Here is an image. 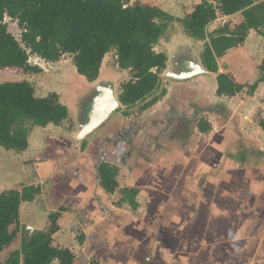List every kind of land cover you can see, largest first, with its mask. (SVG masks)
<instances>
[{
	"label": "crops",
	"instance_id": "obj_1",
	"mask_svg": "<svg viewBox=\"0 0 264 264\" xmlns=\"http://www.w3.org/2000/svg\"><path fill=\"white\" fill-rule=\"evenodd\" d=\"M138 1L175 18L200 2ZM218 17L207 33L221 26ZM225 17L231 27L242 19L239 12ZM203 45L174 21L154 47L167 56L160 73L165 93L154 104L133 106L127 115L121 106L82 139L75 137L82 122L67 107L60 125L31 127L24 150L0 146V191L41 187L21 202L13 242L23 230H46L49 214L64 207L53 240L73 251L75 264H264V82L253 93L219 96L214 72L173 77L200 63ZM263 59L264 36L250 29L241 45L217 58L218 71L251 83ZM128 78V70L103 58L88 84L103 79L118 98ZM48 93L35 89L37 96ZM69 120L72 127L64 124ZM102 161L118 169L113 192L99 183ZM125 188L137 190L135 208L121 201Z\"/></svg>",
	"mask_w": 264,
	"mask_h": 264
},
{
	"label": "trees",
	"instance_id": "obj_2",
	"mask_svg": "<svg viewBox=\"0 0 264 264\" xmlns=\"http://www.w3.org/2000/svg\"><path fill=\"white\" fill-rule=\"evenodd\" d=\"M237 12L242 16L237 24L231 27L227 21L207 33L206 26L219 14ZM5 17L17 21L22 43L8 30ZM174 21L181 23L189 37L204 41L199 57L208 71L216 73L217 95L233 96L245 88L253 93L264 82V59L258 77L244 84L219 72L217 63L227 50L243 43L250 29L264 36V0H200L183 18L138 0H0V68L39 72V67L29 64V53L50 62L68 53L76 71L91 82L99 76L104 56L114 50L117 66L129 73L118 95L122 114L127 115V109L136 105L137 111H143L165 93L160 89V73L167 56L154 47ZM68 116L67 106L56 92L37 96L28 80L0 81V146L4 149L24 150L31 127L60 125ZM97 169L100 185L113 192L117 167L102 161ZM40 190V185L30 184L20 190L0 191V254L17 236L21 202L33 200ZM136 192L123 189L121 201L135 208ZM63 210L60 207L49 214L46 230H23L19 247L0 264H75L73 251L53 240Z\"/></svg>",
	"mask_w": 264,
	"mask_h": 264
},
{
	"label": "rangeland",
	"instance_id": "obj_3",
	"mask_svg": "<svg viewBox=\"0 0 264 264\" xmlns=\"http://www.w3.org/2000/svg\"><path fill=\"white\" fill-rule=\"evenodd\" d=\"M4 21L7 24L8 30L21 42L22 29L18 26L17 21L10 17H5ZM36 57L40 56L34 53H29L28 60L30 61V65L40 68L39 72H24L22 69L17 68H0V81L25 79L30 81L34 86V89H37L40 92L48 93L52 90L59 91L60 94H58V96L63 97V101L69 108L71 115L73 117L76 116V118H83L86 113L88 102L90 105L91 100L89 96H91L90 93L92 90L90 89L92 88H90L88 81L76 71L73 64L72 55L68 53L62 54L58 60L52 61L50 65L45 64L39 59H36L37 64H34L33 60ZM115 60L116 57L114 50L109 51L104 56V61H106L107 64L109 63L113 65ZM135 112L133 111L131 114L137 116ZM120 113L121 112L118 111L115 113V115H120ZM74 120L75 122H77L76 119ZM72 123V120H69L64 124L66 127L68 125L72 127ZM72 238H70V241H72L71 244L73 243ZM19 240L20 239H17L15 242L12 241V243L7 245L3 249L0 255L1 259L11 249L19 245ZM78 242L81 241L77 240L76 242H74L75 244H77V246L75 247L76 251L78 250Z\"/></svg>",
	"mask_w": 264,
	"mask_h": 264
},
{
	"label": "water",
	"instance_id": "obj_4",
	"mask_svg": "<svg viewBox=\"0 0 264 264\" xmlns=\"http://www.w3.org/2000/svg\"><path fill=\"white\" fill-rule=\"evenodd\" d=\"M199 61L200 63L192 64L189 71L172 76L182 79L192 77L198 73L209 72L201 63L200 57ZM96 89L98 92L90 102L87 120L80 124L79 130L75 135L77 139L85 137L88 133L102 124L114 110L122 106L119 99L115 96L112 85L108 84V86L104 88L96 86Z\"/></svg>",
	"mask_w": 264,
	"mask_h": 264
},
{
	"label": "flooded vegetation",
	"instance_id": "obj_5",
	"mask_svg": "<svg viewBox=\"0 0 264 264\" xmlns=\"http://www.w3.org/2000/svg\"><path fill=\"white\" fill-rule=\"evenodd\" d=\"M97 86H100V87L104 88L105 86H108V83H106L103 79H101L99 81V84ZM90 88H92V89H90ZM90 88L89 89L92 90V91L90 93L91 96H89V97H90V100H92V98L97 94L98 91H97L96 87H94V86L93 87L90 86ZM81 98H82V96H81ZM88 108H89V102H88V106L86 108V111H87ZM77 120L80 121V122H82V123H84L87 119H86V116H85L83 118L77 117Z\"/></svg>",
	"mask_w": 264,
	"mask_h": 264
},
{
	"label": "built area",
	"instance_id": "obj_6",
	"mask_svg": "<svg viewBox=\"0 0 264 264\" xmlns=\"http://www.w3.org/2000/svg\"><path fill=\"white\" fill-rule=\"evenodd\" d=\"M218 21H219L220 25H224V24L227 22L225 16H220V17H218ZM36 59H39V60L43 61V62H44L45 64H47V65H50V63H51L50 61H47V60H45V59H43V58L40 59V57H36V58L33 60V63H34V64H37ZM28 62H30V61L28 60Z\"/></svg>",
	"mask_w": 264,
	"mask_h": 264
},
{
	"label": "bare ground",
	"instance_id": "obj_7",
	"mask_svg": "<svg viewBox=\"0 0 264 264\" xmlns=\"http://www.w3.org/2000/svg\"><path fill=\"white\" fill-rule=\"evenodd\" d=\"M107 100V99H106Z\"/></svg>",
	"mask_w": 264,
	"mask_h": 264
}]
</instances>
